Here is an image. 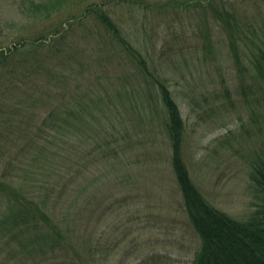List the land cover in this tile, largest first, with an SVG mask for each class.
<instances>
[{
  "label": "rangeland",
  "instance_id": "1",
  "mask_svg": "<svg viewBox=\"0 0 264 264\" xmlns=\"http://www.w3.org/2000/svg\"><path fill=\"white\" fill-rule=\"evenodd\" d=\"M92 1L0 0V50L13 48L6 69L15 67L0 76V264H193L200 238L171 164L159 83L180 110L191 180L212 206L246 218L263 197L250 172L264 158V83L253 62L264 0L106 7L149 75L84 11ZM40 36L50 40L36 49ZM73 107L79 120L55 126ZM19 203L38 205L71 247L22 249L35 232L15 223Z\"/></svg>",
  "mask_w": 264,
  "mask_h": 264
},
{
  "label": "trees",
  "instance_id": "2",
  "mask_svg": "<svg viewBox=\"0 0 264 264\" xmlns=\"http://www.w3.org/2000/svg\"><path fill=\"white\" fill-rule=\"evenodd\" d=\"M140 1L95 0L87 4L84 11L93 13L97 17V21L123 46L124 51L129 54L131 60L137 61L140 72L149 75L144 57L120 34L118 27L110 16L109 10L105 12L106 7L117 5L120 2L137 3ZM59 3L61 4L62 2ZM48 5V3L43 4V6L39 7V10L47 11ZM50 9L52 10L53 7ZM85 14L82 16H85ZM225 26L230 30V40L236 42L233 37L234 31L238 32V29H235V24L227 18ZM57 29H55V33ZM242 38L240 37V39ZM45 42H47V39L45 40L41 36L36 38L35 44L38 45L35 48L38 49ZM23 43L25 44L26 42L24 41ZM16 46L14 45V48ZM11 50L13 48L6 49V51L0 50V69H4V72L0 71V76L4 73L14 74L15 72V67L6 69L9 64L7 55L11 53ZM253 62H255L254 68L258 72L256 78L260 77L264 83V46L258 48L256 56L253 57ZM41 64L43 63L41 62ZM152 81L154 80L152 79ZM159 92L162 107L166 112L164 113V116L166 114L164 124L172 148L171 164L181 191L185 210L200 238V245L194 256L193 264H264V158L255 161L250 172L251 182L263 196L259 207L243 219H236L218 210L202 196L191 180L182 159L181 143L184 124L179 107L165 83H159ZM69 108L72 107L67 109ZM73 110L77 111L74 114H69L68 118L73 116L76 119L62 120L57 117V120L53 119L54 125L60 126V121L61 123L72 124L74 120H79L76 113L83 110L82 107L78 109L73 107ZM52 114L57 116L54 111ZM13 211L15 213L14 216L18 218L15 223L26 225V228H31L35 232V237L28 245L22 244V249L28 247L32 253L37 246L42 249L43 245H45L49 249L47 252H51V256L64 246L71 247V241L68 240L69 237H67L66 233H63L61 227L53 219L49 218V215L43 212L38 205L30 204L27 207L26 204L19 203ZM44 225L49 227V230L45 233L42 231ZM37 232L43 234L42 239L45 244L43 242L41 244Z\"/></svg>",
  "mask_w": 264,
  "mask_h": 264
}]
</instances>
